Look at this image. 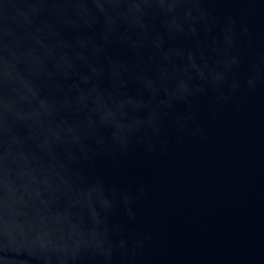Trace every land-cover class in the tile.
I'll list each match as a JSON object with an SVG mask.
<instances>
[{
  "label": "water",
  "instance_id": "95a60500",
  "mask_svg": "<svg viewBox=\"0 0 264 264\" xmlns=\"http://www.w3.org/2000/svg\"><path fill=\"white\" fill-rule=\"evenodd\" d=\"M0 264H264V0H0Z\"/></svg>",
  "mask_w": 264,
  "mask_h": 264
}]
</instances>
